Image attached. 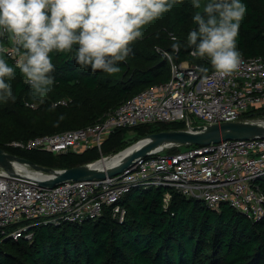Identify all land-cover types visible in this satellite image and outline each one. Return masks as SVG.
I'll return each instance as SVG.
<instances>
[{"label": "trees", "instance_id": "trees-1", "mask_svg": "<svg viewBox=\"0 0 264 264\" xmlns=\"http://www.w3.org/2000/svg\"><path fill=\"white\" fill-rule=\"evenodd\" d=\"M207 2L202 0L201 9L197 10L192 0H183L144 26L143 47L137 40L133 42L132 54L121 62L120 72L113 76L100 70L93 73L90 67L80 69L72 54L51 53L56 82L42 103L2 50L12 44L10 36L0 37V58L15 69L9 83L16 97L15 102L0 98V148L55 169L91 163L101 154L112 156L125 149L132 143L125 140V128L113 130L100 152L91 148L80 154L54 155L42 150L15 149L6 143L95 123L122 101L169 79L170 65L164 51L176 63L189 59L200 69L207 68L203 73L215 70L208 58L188 56L193 48L184 47L189 31L197 27L193 14L202 12ZM243 2L247 11L237 37V51L242 57L264 56V0ZM174 39L182 45L178 53L171 47ZM59 99L70 101L53 107ZM26 103L36 106L31 108ZM257 115L264 116V108L249 110L242 119ZM184 128L181 121L141 124L134 128V141L152 132ZM180 146L191 145L167 151L176 152ZM163 193L161 187L126 193L119 200L125 208L122 222L111 215L107 206L92 220L34 227L30 240L4 239L0 242V264H264V219L252 221L226 203L212 208L176 192L165 203Z\"/></svg>", "mask_w": 264, "mask_h": 264}, {"label": "built area", "instance_id": "built-area-1", "mask_svg": "<svg viewBox=\"0 0 264 264\" xmlns=\"http://www.w3.org/2000/svg\"><path fill=\"white\" fill-rule=\"evenodd\" d=\"M11 40L12 44L2 50L16 66L25 56ZM163 54L170 65L169 79L122 101L95 123L10 140L6 145L54 155L80 154L91 148L100 152L103 141L117 128L173 121L184 122L185 128H190L246 120L242 119L245 112L264 108V56H240L237 69L221 76L215 70L203 73L197 64L176 63L166 51ZM69 101L59 99L53 105H67ZM194 117L200 120L196 125ZM171 147L137 159L115 176L67 180L52 188L37 183L49 177L45 173L34 170L44 176H29L18 172L14 165L15 173L11 174L0 167V242L30 240L33 228L41 224L56 226L95 219L107 206L111 215L122 222L125 208L119 200L137 188H163L165 203L176 192L212 208L226 203L252 221L264 219V186L259 182L264 177V138L226 139L168 152Z\"/></svg>", "mask_w": 264, "mask_h": 264}, {"label": "clouds", "instance_id": "clouds-1", "mask_svg": "<svg viewBox=\"0 0 264 264\" xmlns=\"http://www.w3.org/2000/svg\"><path fill=\"white\" fill-rule=\"evenodd\" d=\"M183 0H0V37L8 34L24 51L25 59L16 67L25 83L41 97L55 84L56 65L51 53L72 54L80 69L100 70L113 76L121 62L132 54L131 45L144 36V26L169 12ZM199 10L202 0H192ZM247 11L243 0H208L192 20L184 47L193 56L208 58L221 76L232 74L240 54L237 37ZM181 43L171 45L179 52ZM201 71H207L202 68ZM15 69L0 58V98L15 102L9 83ZM55 107V105H53ZM61 115L59 119H63Z\"/></svg>", "mask_w": 264, "mask_h": 264}, {"label": "water", "instance_id": "water-1", "mask_svg": "<svg viewBox=\"0 0 264 264\" xmlns=\"http://www.w3.org/2000/svg\"><path fill=\"white\" fill-rule=\"evenodd\" d=\"M253 138H264V121H224L218 124L196 125L184 129L152 132L138 139L135 142L137 145L126 152L121 161L105 168L95 164L106 156L100 157L91 163L55 169L35 164L26 158L8 153L2 148H0V167L14 174V163L24 164L33 170L47 174L48 178L38 179L37 183L40 187L52 188L67 180H93L115 176L132 166L137 159L148 157L155 151L168 146H202L226 139Z\"/></svg>", "mask_w": 264, "mask_h": 264}, {"label": "rangeland", "instance_id": "rangeland-1", "mask_svg": "<svg viewBox=\"0 0 264 264\" xmlns=\"http://www.w3.org/2000/svg\"><path fill=\"white\" fill-rule=\"evenodd\" d=\"M145 41V39L144 38H142V39H137V43H138V45L139 46H141V47H143L142 46V44H143V42ZM188 56H193V54H191V52H190V55H188ZM182 63L183 64H187V65H191V64H196L195 62H192V61H190L189 59H184L183 61H182ZM246 120H248V121H255V122H260V121H264V116H262V115H257V116H254V117H251V118H247ZM200 122V120L198 119V118H196V117H194V124L196 125V124H198ZM136 126H133V127H131V128H125V140H127V141H131L132 143H134V142H136V141H134V139L136 138V132H135V128ZM134 141V142H133ZM132 143H130L129 145H131ZM179 146V145H178ZM128 147V146H127ZM173 147H177V145L176 146H173ZM189 146H180V148H182V149H187ZM124 150V149H123ZM121 152V151H120ZM116 155V154H115ZM115 155H112V156H115ZM111 154L110 155H107V157H105L106 159H110L111 157ZM17 168H20V169H22L23 167L22 166H18ZM28 168V167H27ZM27 171H29L30 173H34V170H32V169H30V168H28V169H26ZM259 182L260 183H262V184H264V177H261L260 178V180H259ZM202 203L204 204V202L202 201Z\"/></svg>", "mask_w": 264, "mask_h": 264}, {"label": "bare ground", "instance_id": "bare-ground-1", "mask_svg": "<svg viewBox=\"0 0 264 264\" xmlns=\"http://www.w3.org/2000/svg\"><path fill=\"white\" fill-rule=\"evenodd\" d=\"M137 144L132 143L131 145H129L128 147H126L124 150H121V152H118L116 153L115 156H112L110 159H102L100 161H97L95 165L99 166V167H108V166H111V165H114L116 163H118L119 161L122 160V158L124 157V155L126 154V152H128L130 149L134 148ZM15 165V168L18 172L22 173V174H26V175H29V176H44L36 171H34V173H30L29 171H27L26 169L27 166L24 165V164H14ZM18 166H22L23 168L20 169V168H17Z\"/></svg>", "mask_w": 264, "mask_h": 264}]
</instances>
